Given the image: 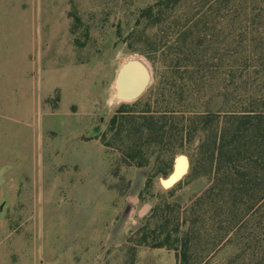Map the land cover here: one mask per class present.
<instances>
[{
    "label": "rangeland",
    "instance_id": "374dc122",
    "mask_svg": "<svg viewBox=\"0 0 264 264\" xmlns=\"http://www.w3.org/2000/svg\"><path fill=\"white\" fill-rule=\"evenodd\" d=\"M132 57L150 84L116 101ZM154 88L179 96L184 117L263 112L264 0H0V264H126L128 238L158 202L182 211L209 186L186 180L202 131L147 190L161 148H145L138 167L104 145L114 113ZM180 156L186 171L164 186ZM203 240L200 263H251L253 248ZM133 264L179 263L175 250L140 246Z\"/></svg>",
    "mask_w": 264,
    "mask_h": 264
},
{
    "label": "trees",
    "instance_id": "16d2710c",
    "mask_svg": "<svg viewBox=\"0 0 264 264\" xmlns=\"http://www.w3.org/2000/svg\"><path fill=\"white\" fill-rule=\"evenodd\" d=\"M147 94L114 113L102 135L104 145L119 149L126 164L138 167L150 163L145 148H161L147 190L156 176L170 174L175 155L184 152L185 143L191 144L202 131L204 140L190 157L186 180L191 183L207 176L209 186L182 211L171 208L168 201L158 202L142 227L128 238L126 264L134 263L140 246L175 250L179 264H208L197 261L205 251L203 246L200 250L199 241L207 237L213 249L222 244L240 246L245 256L244 246L253 248L250 264H264V111L225 112L214 123L200 113L184 117L185 110L176 111L179 96L160 99L155 88ZM125 129L127 140L122 138ZM166 136L179 139L165 143ZM139 138H145L146 147L138 145ZM182 185L180 181L171 193ZM258 230L263 239L256 237Z\"/></svg>",
    "mask_w": 264,
    "mask_h": 264
},
{
    "label": "bare ground",
    "instance_id": "6f19581e",
    "mask_svg": "<svg viewBox=\"0 0 264 264\" xmlns=\"http://www.w3.org/2000/svg\"><path fill=\"white\" fill-rule=\"evenodd\" d=\"M150 81V68L144 60L139 57H132L124 61L114 81L115 100L128 101L136 98L150 84ZM175 164V172L164 180V186L173 185L186 171L187 161L183 157H177Z\"/></svg>",
    "mask_w": 264,
    "mask_h": 264
}]
</instances>
